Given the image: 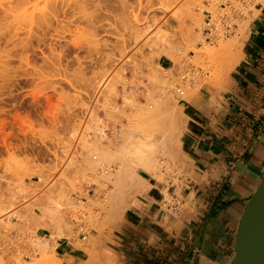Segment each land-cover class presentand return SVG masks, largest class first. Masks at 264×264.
Returning <instances> with one entry per match:
<instances>
[{
    "label": "rangeland",
    "instance_id": "374dc122",
    "mask_svg": "<svg viewBox=\"0 0 264 264\" xmlns=\"http://www.w3.org/2000/svg\"><path fill=\"white\" fill-rule=\"evenodd\" d=\"M235 1L0 0V264H41L36 242L54 231L48 254L66 264L59 237L86 248L81 234L112 229L121 150L170 128L183 141L184 102L223 93L245 58L264 0ZM235 39L243 56L228 74ZM201 48L214 53L198 57ZM175 155L158 157L156 175L181 184L193 161L183 145ZM90 251L88 264H100Z\"/></svg>",
    "mask_w": 264,
    "mask_h": 264
},
{
    "label": "crops",
    "instance_id": "0c3cea01",
    "mask_svg": "<svg viewBox=\"0 0 264 264\" xmlns=\"http://www.w3.org/2000/svg\"><path fill=\"white\" fill-rule=\"evenodd\" d=\"M257 9L246 56L223 93L206 89L184 102L189 174L176 184L140 169L149 183L112 229L90 241L81 234L88 249L58 239L66 264H88L90 250L101 253L100 264H232L244 211L264 179V4Z\"/></svg>",
    "mask_w": 264,
    "mask_h": 264
},
{
    "label": "bare ground",
    "instance_id": "6f19581e",
    "mask_svg": "<svg viewBox=\"0 0 264 264\" xmlns=\"http://www.w3.org/2000/svg\"><path fill=\"white\" fill-rule=\"evenodd\" d=\"M93 1V0H92ZM247 1V0H246ZM256 1V0H254ZM258 1V0H257ZM233 2V0H232ZM236 1L234 0V4L236 5L235 3ZM238 2H240L238 0ZM237 2V4H238ZM242 2V1H241ZM249 2V1H248ZM254 3V2H253ZM255 4V3H254ZM228 5V4H227ZM230 5V4H229ZM249 5V4H248ZM68 6V5H67ZM233 6V5H232ZM237 6V5H236ZM250 6V5H249ZM253 6V5H252ZM65 7V6H64ZM235 7V6H234ZM244 7V6H243ZM246 7V6H245ZM248 7V6H247ZM223 8V7H222ZM233 8V7H232ZM237 8V7H236ZM239 8V7H238ZM252 8V7H251ZM254 8V7H253ZM252 8V9H253ZM225 9V8H224ZM223 9V10H224ZM235 9V8H234ZM233 9V10H234ZM249 9V7H248ZM247 9V10H248ZM255 9V8H254ZM253 9V10H254ZM63 10V9H62ZM226 10V9H225ZM231 10V8H230ZM229 10V11H230ZM244 10V9H243ZM245 9V11H247ZM258 10V9H257ZM65 11V10H64ZM232 11V10H231ZM229 12L230 13V17H231V13L232 12ZM242 11V10H241ZM244 11V13H245ZM200 12V11H198ZM226 12V11H225ZM234 12V11H233ZM254 12V11H253ZM201 13V12H200ZM228 13V14H229ZM247 13V12H246ZM245 13V14H246ZM223 14V13H222ZM235 14V13H234ZM238 15H240L239 13H237ZM248 14V13H247ZM225 15V14H224ZM199 17V15H196ZM213 16V15H212ZM223 16V15H222ZM199 19L198 23H202L203 22V19L201 18H198ZM229 17V18H230ZM233 17V16H232ZM238 17V16H237ZM241 17V15H240ZM250 15L247 16V18H249ZM221 18V17H220ZM226 19H228L227 17H225ZM236 18V17H235ZM234 18V19H235ZM242 18V17H241ZM236 20V19H235ZM244 20V19H243ZM242 20V21H243ZM229 21V19H228ZM227 21V23H228ZM197 22V21H196ZM195 22V24H197ZM208 22V21H207ZM225 23L226 25H229ZM236 23V22H235ZM233 24V23H232ZM208 25V24H207ZM231 25V24H230ZM209 26V25H208ZM208 29V28H207ZM234 29V28H233ZM232 29V30H233ZM231 30V29H230ZM210 34V33H209ZM210 36V35H209ZM214 36V35H213ZM215 37V36H214ZM212 39V38H211ZM212 41V40H211ZM214 41V40H213ZM233 47V51L231 52V55L229 56V60L226 62L227 65H228V71L230 74L231 71L236 67V65L239 63V61L241 60V57L243 56V51L239 48L240 45H239V42L238 40H233L232 42V45ZM181 51V50H180ZM198 52V57H203V56H207V55H213L214 53V50L213 49H208V48H201L200 50H197ZM236 71V70H235ZM187 75V74H186ZM184 77V76H183ZM186 80L187 77H186ZM228 83V82H227ZM231 85V84H230ZM179 86V84H178ZM183 86V84H182ZM178 88V87H177ZM178 89H182V87L178 88ZM185 90V89H184ZM218 91V90H217ZM181 92V91H180ZM182 95V94H181ZM184 95V93H183ZM156 113V112H155ZM149 117H153V113H150L148 115ZM186 118V117H185ZM181 119V118H180ZM184 120V118H183ZM181 121V120H180ZM179 121V122H180ZM182 122H185V121H182ZM181 123V122H180ZM184 124V123H183ZM179 126V125H178ZM182 126V125H181ZM180 126V130L182 131L183 133V127L185 128L186 126L184 125L183 127ZM175 128V127H174ZM186 129V128H185ZM178 131H179V128H178ZM177 129H173L171 130L170 128V132L167 134V133H164L163 137L161 138H155L154 136L152 135H149L147 134L144 139L142 141H131V144L132 145L131 147L129 148H125V149H122L121 150V155H122V161H121V168L119 170V173L117 175V178H116V184H117V190H114V199H113V209H112V213L113 215H118L120 216V214L123 212L124 208L125 207H128V205L130 204L128 202V200L130 199L131 197V194L133 192H139L144 186L146 185L147 186V182L144 177L139 173V170L140 169H146V170H149V171H152V172H155L154 175L156 173H159V171L161 170V165H159V162H158V157L161 156V155H171V158L172 156H176L175 154L178 153V156L179 155V151H181V145H183V141L181 139V136L180 134L178 133ZM97 155H101V158H102V153L101 151L99 150V152L97 153ZM177 156V158H179ZM98 158V156H97ZM176 158V159H177ZM174 159V158H173ZM182 159V158H181ZM185 160V159H184ZM182 160V161H184ZM166 161V160H165ZM170 161L169 159L166 161L168 162ZM185 162V161H184ZM169 164V163H168ZM186 164V163H185ZM184 164V165H185ZM170 165V164H169ZM168 165V166H169ZM166 166V165H165ZM167 166V167H168ZM172 167V166H171ZM170 167V169H171ZM173 168V167H172ZM184 168V166H183ZM169 169V168H168ZM159 175V174H158ZM159 177V176H158ZM150 185V184H149ZM148 185V186H149ZM145 188V186H144ZM179 189V188H178ZM143 191V190H142ZM145 191V190H144ZM181 196V195H180ZM80 199V198H79ZM81 201V200H80ZM129 203V204H128ZM128 204V205H127ZM127 205V206H126ZM93 206V205H91ZM38 207V206H37ZM41 206H39V209H43V208H40ZM46 210V209H45ZM44 210V211H45ZM48 211L45 213L47 215ZM50 214V213H48ZM54 214V213H52ZM50 214V215H52ZM56 214V213H55ZM59 214V213H58ZM112 215V216H113ZM58 216V215H57ZM63 216V215H62ZM60 216V217H62ZM51 217V216H49ZM53 217V216H52ZM51 217V218H52ZM54 218H57V217H54ZM53 219V218H52ZM55 221V219H53ZM59 220V218H58ZM62 220V218L60 219ZM61 224L62 222L59 221ZM59 223V224H60ZM46 225L43 223V226ZM99 226V225H98ZM101 228V226H100ZM60 231L57 232V235H62L64 234L62 231V227L60 225L59 227ZM99 229V228H98ZM97 229V230H98ZM40 230V229H39ZM58 231V230H57ZM100 231V230H98ZM56 231H54L55 233ZM103 232V230L101 231ZM53 233V234H54ZM61 233V234H60ZM67 233V232H66ZM53 234H51L50 236H52ZM68 234V233H67ZM102 234V233H100ZM104 235V234H103ZM49 236V237H50ZM48 237V238H49ZM54 237L56 238V234H54ZM102 237V235L100 236ZM48 238H46L47 240H37L36 244H37V247H39V249L43 252L42 254H44L45 256L44 259H43V262L41 264H60L59 261H54L52 260L53 257L48 254L51 250V247L52 245L50 246L49 244V241H48ZM60 238V237H59ZM84 238V237H83ZM45 239V238H44ZM58 239V238H57ZM55 240V239H54ZM53 241V240H52ZM36 246V245H35ZM91 248V247H90ZM93 248V247H92ZM95 248V247H94ZM89 251V250H88ZM91 252V251H90ZM50 255V256H48ZM52 258V259H51Z\"/></svg>",
    "mask_w": 264,
    "mask_h": 264
},
{
    "label": "water",
    "instance_id": "95a60500",
    "mask_svg": "<svg viewBox=\"0 0 264 264\" xmlns=\"http://www.w3.org/2000/svg\"><path fill=\"white\" fill-rule=\"evenodd\" d=\"M232 264H264V179L244 211Z\"/></svg>",
    "mask_w": 264,
    "mask_h": 264
},
{
    "label": "built area",
    "instance_id": "2783aa9c",
    "mask_svg": "<svg viewBox=\"0 0 264 264\" xmlns=\"http://www.w3.org/2000/svg\"><path fill=\"white\" fill-rule=\"evenodd\" d=\"M210 16V15H209ZM207 24L209 25L208 29H209V33L212 34L213 33V24H212V18L208 17V22ZM182 94L184 93V91H181Z\"/></svg>",
    "mask_w": 264,
    "mask_h": 264
}]
</instances>
